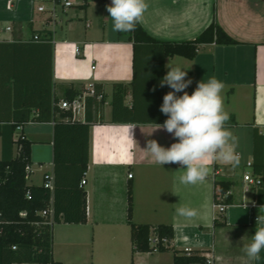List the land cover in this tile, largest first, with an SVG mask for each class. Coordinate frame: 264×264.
Here are the masks:
<instances>
[{
  "label": "crops",
  "instance_id": "1",
  "mask_svg": "<svg viewBox=\"0 0 264 264\" xmlns=\"http://www.w3.org/2000/svg\"><path fill=\"white\" fill-rule=\"evenodd\" d=\"M69 1L73 6L59 8L52 21L48 13L37 11L34 0H0V125L21 121L23 108H33L32 116L39 115L41 108H51L54 95L63 99L71 86L83 91L79 99L84 108L78 121L88 118L92 123L87 183L82 187L87 192L88 220L86 224L54 225L55 261L174 264L176 255L186 253L204 258L208 264H248L243 244L250 242L256 227L264 226L254 223L264 215V190L248 189L243 182L247 163L264 166V0H147L139 24L158 41H193L216 21L238 42L233 46L203 44L193 60L168 57L164 61L157 48L135 46L129 36L113 31L106 11L111 0ZM36 35L40 41L34 40ZM169 60L189 69L185 78L192 80L185 90L189 95L200 81L215 77L223 82V104L229 114L226 127L237 141L238 163L209 161L208 177L195 185L179 183L180 164L161 167L141 151L149 140L165 148L177 142L172 134L155 131L153 126L167 119L159 109L171 89L158 85ZM114 84L128 87L125 105L135 110L133 122H112ZM96 87H102L104 100L92 95ZM128 124L137 126L132 130L136 145L125 133ZM54 127L55 121L31 122L16 131L15 140L22 134L33 143L31 161L37 171L31 177L42 176L40 182L30 185L41 186L45 175L54 176ZM255 130L263 136L257 145ZM41 148L49 149L48 158H42ZM13 152L16 156L17 145ZM255 168L264 179V170L258 174ZM218 180L233 184L228 194L232 204L225 205L224 213L215 208L222 204L215 199ZM181 206L195 209L197 215L190 219L177 215ZM131 224L172 226L171 248L137 251ZM253 264H264V250Z\"/></svg>",
  "mask_w": 264,
  "mask_h": 264
},
{
  "label": "trees",
  "instance_id": "2",
  "mask_svg": "<svg viewBox=\"0 0 264 264\" xmlns=\"http://www.w3.org/2000/svg\"><path fill=\"white\" fill-rule=\"evenodd\" d=\"M49 32V31H48ZM129 36L134 45L147 44L158 49L163 61L168 57H183L193 60L201 45L217 44L233 46L238 44L220 25L214 21L193 41L164 42L150 37L139 22L134 30L119 32ZM51 40V39H48ZM44 41V40H43ZM136 59V58H135ZM137 62L135 63V74ZM102 87L95 88L94 98L104 100ZM113 118L114 123H128L135 120L134 108L125 105L128 87L114 84ZM83 91L68 87L64 98L53 97L51 108H41L37 116H32L33 108H23L21 121L0 125L3 137V157L0 159V264H61L53 255V228L55 224H86L87 192L81 187L90 163V135L92 123L73 120L72 112L60 107L63 101L74 102ZM59 115V118L57 116ZM54 127V179L52 193L44 185H30L27 181V167H32V142L20 134L14 139L18 128L28 123L52 122ZM234 125V123H227ZM263 142V136L255 130V144ZM18 152L14 156V146ZM256 165V172L262 173L264 166ZM233 184L227 180L215 182V199L224 205H231L228 196ZM53 207L51 217L41 215ZM25 213L26 217L21 214ZM133 214V192L128 189V218ZM257 222L256 218L254 223ZM133 245L139 252L164 251L171 248L174 239L172 226L131 224ZM157 239V244L153 240ZM166 241V243H165ZM16 248V249H14ZM174 264H208L197 256L176 255Z\"/></svg>",
  "mask_w": 264,
  "mask_h": 264
},
{
  "label": "clouds",
  "instance_id": "3",
  "mask_svg": "<svg viewBox=\"0 0 264 264\" xmlns=\"http://www.w3.org/2000/svg\"><path fill=\"white\" fill-rule=\"evenodd\" d=\"M147 8V0H111L106 11L113 22V31L129 32L135 29ZM165 68L166 75L159 80L158 86L171 89L163 96L159 109L167 119L163 124L153 123V126L155 131L166 130L177 142L165 148L156 140H149L141 151L161 167L169 163L180 164L183 172L178 177L179 183L195 185L204 182L208 177L211 171L208 167L209 161L219 160L233 166L238 163L236 137L226 127L229 114L223 104L224 84L212 77L207 82H198L196 89L189 95L185 91L192 84L191 79H185L189 69L170 60ZM178 93L182 95H177ZM135 128V124L124 126L127 138L133 145H136L132 137V130ZM176 212L188 219L197 215L195 209L186 206L177 208ZM260 224H264V215L257 218L256 225ZM262 250L264 226H258L250 237V242L243 244L242 251L248 264H253L259 259Z\"/></svg>",
  "mask_w": 264,
  "mask_h": 264
},
{
  "label": "built area",
  "instance_id": "4",
  "mask_svg": "<svg viewBox=\"0 0 264 264\" xmlns=\"http://www.w3.org/2000/svg\"><path fill=\"white\" fill-rule=\"evenodd\" d=\"M34 3L36 4V9L40 13H48L52 19V21H55L57 18L58 14V9L59 8H71L73 4L69 0H34ZM50 4V7L47 5ZM7 30H11V28H7ZM35 41H40L39 36L34 37ZM77 52H80V49L77 48ZM95 92L92 91V95H94ZM101 98V97H100ZM60 107L65 110H70L72 112V119L73 120H79V117L81 116V109L84 108V106L81 104L80 99L77 98L74 102L69 103L67 101H63L60 104ZM27 173V181H29L31 174H32V167H27L26 169ZM129 179L133 178L132 174H129ZM243 182L246 188L248 189H263L264 190V179L261 175H257L254 172V163L249 162L246 164V170L243 175ZM87 183L86 179L84 178L81 182V187L85 186ZM44 187L51 191L52 193L54 192L55 188V179L53 175H45L44 177ZM215 208L219 211V213H224L226 211V206L222 204H217L215 205ZM50 215L53 217L54 210L53 207H50L48 211H43L41 215L47 216ZM22 217H26L25 213L21 214ZM257 221V218H256ZM157 239L153 240L154 244H157ZM166 243V241H165ZM16 249V248H14ZM187 253H190L189 250L186 251Z\"/></svg>",
  "mask_w": 264,
  "mask_h": 264
},
{
  "label": "rangeland",
  "instance_id": "5",
  "mask_svg": "<svg viewBox=\"0 0 264 264\" xmlns=\"http://www.w3.org/2000/svg\"><path fill=\"white\" fill-rule=\"evenodd\" d=\"M57 32H58L57 39H59V37H60L59 30H57ZM41 150H42L41 151L42 158H48V156H49V149L48 148H41ZM34 171L36 172L37 171V168L35 166H32V173ZM40 176L41 175L39 174V176H37V178H32L31 177L30 180L28 181V184H33L35 182H40V180H41Z\"/></svg>",
  "mask_w": 264,
  "mask_h": 264
}]
</instances>
